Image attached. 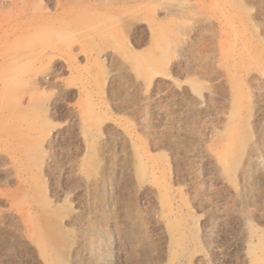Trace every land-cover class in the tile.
Segmentation results:
<instances>
[{
  "label": "rangeland",
  "instance_id": "374dc122",
  "mask_svg": "<svg viewBox=\"0 0 264 264\" xmlns=\"http://www.w3.org/2000/svg\"><path fill=\"white\" fill-rule=\"evenodd\" d=\"M78 2L52 62L0 27V264H264V0Z\"/></svg>",
  "mask_w": 264,
  "mask_h": 264
},
{
  "label": "bare ground",
  "instance_id": "6f19581e",
  "mask_svg": "<svg viewBox=\"0 0 264 264\" xmlns=\"http://www.w3.org/2000/svg\"><path fill=\"white\" fill-rule=\"evenodd\" d=\"M10 5L7 11L10 15L0 17V27L8 23L4 36L8 39L14 37L19 46L25 48V62L53 61V56L48 52L55 51L56 47L51 45L46 49L45 38L47 41H51L52 38L68 41L70 53L77 42L80 43L81 51L84 50L87 42H83L82 39L93 42L91 37L101 38L111 34L109 26L102 24L110 13V8L106 6L93 5L89 2L79 3L78 0H10ZM49 6L55 11H51ZM123 8L122 6L120 9ZM85 25L90 26L89 29H84L87 27ZM119 33L123 49V25L120 26ZM37 41H40L39 44ZM17 69L22 74L27 71V68L23 67ZM35 79L31 77L28 82L36 83ZM11 119L10 122L13 124Z\"/></svg>",
  "mask_w": 264,
  "mask_h": 264
}]
</instances>
